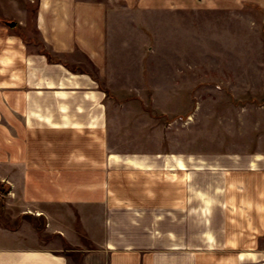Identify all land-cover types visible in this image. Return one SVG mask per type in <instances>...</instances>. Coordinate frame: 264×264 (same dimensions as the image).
Listing matches in <instances>:
<instances>
[{
  "label": "crops",
  "instance_id": "0c3cea01",
  "mask_svg": "<svg viewBox=\"0 0 264 264\" xmlns=\"http://www.w3.org/2000/svg\"><path fill=\"white\" fill-rule=\"evenodd\" d=\"M112 1L0 0V264H264V135L253 153L115 152L129 108L107 100L235 91L218 51L155 57L148 19L264 15V0Z\"/></svg>",
  "mask_w": 264,
  "mask_h": 264
},
{
  "label": "rangeland",
  "instance_id": "374dc122",
  "mask_svg": "<svg viewBox=\"0 0 264 264\" xmlns=\"http://www.w3.org/2000/svg\"><path fill=\"white\" fill-rule=\"evenodd\" d=\"M99 1L110 5L114 3L112 0ZM142 23L145 22L142 20ZM148 24L154 35V56L157 58L162 56L164 47L172 57L183 56L190 61H194V57L203 58V64H209L206 61L211 56H216L217 51L225 58L224 61L228 56V67L233 68L236 85V90L230 92L239 95H231L226 89L217 92L213 89L218 88L215 81L203 80L206 86H203L201 96L168 100L162 97H108V105L123 104L129 108L122 113L124 118H128L126 122L119 120L109 123V148L115 152H139L158 147L176 154L203 155L253 153L260 149L264 135V95H259V88L263 85L260 82V71L264 73L263 13L252 7H245L229 18H168L159 15L149 18ZM248 58L249 75L255 93L251 92L255 95H244L243 91L242 72L245 68L247 73L248 68L242 62ZM210 66L203 65V69ZM222 68L226 70L227 66L223 65ZM130 104H135L139 108L136 109L138 112L132 113ZM140 104H147L150 111L141 112ZM164 108L165 113L162 111ZM131 116H134V125H139L140 128L132 126L129 122ZM136 136H143L144 143H131V139Z\"/></svg>",
  "mask_w": 264,
  "mask_h": 264
},
{
  "label": "water",
  "instance_id": "95a60500",
  "mask_svg": "<svg viewBox=\"0 0 264 264\" xmlns=\"http://www.w3.org/2000/svg\"><path fill=\"white\" fill-rule=\"evenodd\" d=\"M6 25H7L8 27H13V26H14V23H6Z\"/></svg>",
  "mask_w": 264,
  "mask_h": 264
}]
</instances>
